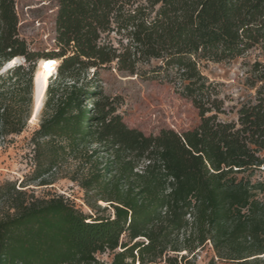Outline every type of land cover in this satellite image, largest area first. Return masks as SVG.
I'll list each match as a JSON object with an SVG mask.
<instances>
[{
  "label": "trees",
  "instance_id": "trees-1",
  "mask_svg": "<svg viewBox=\"0 0 264 264\" xmlns=\"http://www.w3.org/2000/svg\"><path fill=\"white\" fill-rule=\"evenodd\" d=\"M49 1L53 42L36 50L20 36L16 0H0V144L31 117L35 63L56 60L25 182L50 184L72 160L89 212L4 182L0 264H196L206 245L207 264H264V62L248 63L254 95L228 121L217 83L201 71L264 50V0ZM106 68L166 80L198 123L129 127L98 85ZM104 252L110 261L97 257Z\"/></svg>",
  "mask_w": 264,
  "mask_h": 264
},
{
  "label": "rangeland",
  "instance_id": "rangeland-1",
  "mask_svg": "<svg viewBox=\"0 0 264 264\" xmlns=\"http://www.w3.org/2000/svg\"><path fill=\"white\" fill-rule=\"evenodd\" d=\"M15 4L19 33L26 40L29 48L36 50L50 48L54 37L55 4L49 0H16ZM254 60L264 62V50L251 49L241 57L230 61L223 63L210 61L201 67L203 75L218 85L217 89L223 99L225 111L219 115L220 119L224 121L235 119L236 108L253 97L254 89L247 83V71L248 63ZM20 61L21 59L17 60V62ZM37 65L38 62L34 66V76L38 69ZM97 77L102 92L117 99V112L122 115L129 127L140 129L146 134L157 133L162 128H172L180 132L191 129L199 121L198 111L193 107L191 100L179 94L166 80L129 76L111 68L99 70ZM44 95L33 120L30 114L25 130L19 136H11L0 144V185L6 181L25 185L18 189H25L27 193H33L35 197L59 194L77 208L89 212V208L84 204L82 188L76 181L70 179V176H76L75 163L72 160H68L47 177L50 184L40 185L37 181L25 182L34 168V153L30 139L40 121ZM99 204L104 205L103 202ZM212 255L210 245H206L196 251L194 260L196 264H207ZM97 257L102 261H110L111 253L104 252Z\"/></svg>",
  "mask_w": 264,
  "mask_h": 264
},
{
  "label": "bare ground",
  "instance_id": "bare-ground-1",
  "mask_svg": "<svg viewBox=\"0 0 264 264\" xmlns=\"http://www.w3.org/2000/svg\"><path fill=\"white\" fill-rule=\"evenodd\" d=\"M18 58H13L12 60L8 61L5 66L4 69H7L10 66H13L14 64H16ZM37 71L35 73V82L37 84V88L34 92V105L36 108V111L40 108L41 104H42V98L43 95L46 92L47 86H48V79L49 77L55 73L56 71V64H55V60L49 59V60H39L38 61V65H37ZM35 114V112H34ZM32 114V120L34 119L35 115Z\"/></svg>",
  "mask_w": 264,
  "mask_h": 264
},
{
  "label": "water",
  "instance_id": "water-1",
  "mask_svg": "<svg viewBox=\"0 0 264 264\" xmlns=\"http://www.w3.org/2000/svg\"><path fill=\"white\" fill-rule=\"evenodd\" d=\"M32 84L34 85V92L37 88V84L35 82V76H33V81H32ZM32 111H31V114H34V112H36V108H35V105H34V94H33V106H32Z\"/></svg>",
  "mask_w": 264,
  "mask_h": 264
}]
</instances>
